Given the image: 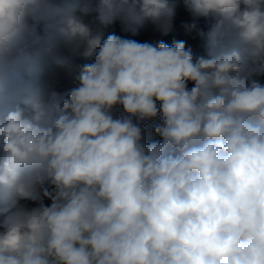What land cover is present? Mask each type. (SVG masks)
Returning <instances> with one entry per match:
<instances>
[{
	"label": "clouds",
	"instance_id": "obj_1",
	"mask_svg": "<svg viewBox=\"0 0 264 264\" xmlns=\"http://www.w3.org/2000/svg\"><path fill=\"white\" fill-rule=\"evenodd\" d=\"M183 4L0 0V264H264V0Z\"/></svg>",
	"mask_w": 264,
	"mask_h": 264
},
{
	"label": "trees",
	"instance_id": "obj_2",
	"mask_svg": "<svg viewBox=\"0 0 264 264\" xmlns=\"http://www.w3.org/2000/svg\"><path fill=\"white\" fill-rule=\"evenodd\" d=\"M177 3V10H176V16L174 19L173 28L167 35H162L158 32H156L151 26H145L141 28L136 35H132L131 33H124L121 30V26L119 22H116L111 25H102L99 22L94 21V16H87L84 17L85 22L93 23V26L96 28V30L103 33V35L106 37L110 33H116L117 35H121L126 38L136 39L139 42H154L158 40H164L165 42L171 44L174 40H184L186 41L187 46L191 47L196 54H201L202 49V42L200 41L197 31L201 29H205L207 27V22L203 19L195 20L191 16V14L186 10L183 0H176ZM195 22L197 25V28L195 30H192L191 32H188L183 27L184 24H191ZM79 63L84 62H91V60L84 61L79 60ZM261 82H264V77L260 78ZM74 86L73 81L69 79L62 80L60 84L58 85L59 90L62 93H66ZM159 121H154L153 123H158ZM151 131V125H148L147 132L150 134ZM151 139L156 140L158 137L150 136Z\"/></svg>",
	"mask_w": 264,
	"mask_h": 264
}]
</instances>
